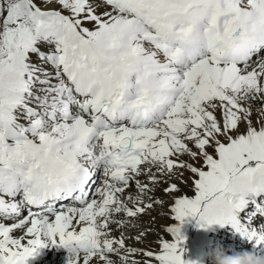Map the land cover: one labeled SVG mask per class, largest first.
Returning a JSON list of instances; mask_svg holds the SVG:
<instances>
[{"label":"snow or ice","instance_id":"1","mask_svg":"<svg viewBox=\"0 0 264 264\" xmlns=\"http://www.w3.org/2000/svg\"><path fill=\"white\" fill-rule=\"evenodd\" d=\"M188 219L264 243V0H0V264H185Z\"/></svg>","mask_w":264,"mask_h":264},{"label":"rangeland","instance_id":"2","mask_svg":"<svg viewBox=\"0 0 264 264\" xmlns=\"http://www.w3.org/2000/svg\"><path fill=\"white\" fill-rule=\"evenodd\" d=\"M141 178L143 180V177H141ZM185 179L189 180V183L185 184L183 182H179L180 187H181V192L176 193L178 196L181 194L191 195L190 179H189L187 173H185ZM164 187H165V184L161 183L160 187H157L154 194H153L156 199L163 201V204H154V206L151 209L147 210L142 216L139 217V219L135 220L134 223H135L136 227L133 228V227L129 226V227L125 228L126 229V231H124L125 236L126 237H128V236L133 237V239H127L126 240V243L128 245L134 246V247L139 248V249L158 251V248H159L158 241L160 239H170L169 234H167L164 231V229L167 226H170L171 224L174 223V221H172V219H171V213L169 211L170 206L172 204V197L167 195L163 191ZM259 224H260V222H259ZM226 226L227 225L221 227L218 224H214V225H212V227L210 228V231H209L207 228H202V227L198 226L195 219H188L183 224V226L181 227L182 236L184 237V235H185V236L190 238L188 241H185L180 245V247L183 249L182 257L184 255H186V257H187L184 260V262H186V264H197V263L198 264H212L211 253L219 247V240H218L217 236L219 237V234L224 232V228ZM141 231H143V233H144V235L142 237V242L136 243L134 240V237L136 236L137 233H139ZM207 231H208V233H207ZM202 233H205L207 236H204V238H201L200 235ZM112 234H113V236L114 235L118 236L120 234V232H119V230H116ZM193 237H197V242H195V243H196V245L199 244L198 246L205 244V243H203L204 239H209L210 240L208 242L209 245L207 244L206 246L207 247L210 246L211 250H209L207 248L202 249L199 247V251L201 250L203 252L197 253L196 252V245H195V243H192V241H191V240H193ZM215 241H218V243H215ZM212 243H215V244H212ZM246 248H247V245L244 247L245 250H242L241 253L244 251H248ZM238 252H240V250L238 249V247H236L235 248V255L241 254ZM201 253H203V255ZM50 254L51 253H49L47 256H49ZM206 254H209L207 260L204 257H202V256H205ZM201 257H202L203 261H201L202 260ZM139 259L141 261H143L144 258L139 257ZM196 261H197V263H196Z\"/></svg>","mask_w":264,"mask_h":264},{"label":"bare ground","instance_id":"3","mask_svg":"<svg viewBox=\"0 0 264 264\" xmlns=\"http://www.w3.org/2000/svg\"><path fill=\"white\" fill-rule=\"evenodd\" d=\"M158 187H160V185ZM175 195H177V194H175ZM259 222H261V220L257 219V222H256L257 225H259ZM115 227L116 226L113 225L114 229H115ZM211 227H212V225L207 227V229L210 231ZM123 231H126V229H123ZM113 233H114V231H113ZM207 233H208V231H207ZM17 234H19V233H17ZM204 236H207V235L205 233H202L200 235L201 238H204ZM217 238L219 240V248L223 249L222 255L226 252V254L229 256H236L235 255V248L236 247H238V249L240 250V252H238V253H241V251L244 250V246L246 245V243L249 242L248 239L240 236L238 233L233 231L229 225H227L224 228V232L219 234V237L217 236ZM189 239H190L189 237L184 235V242L188 241ZM191 241H192V243L197 242V237H193V240H191ZM209 241H210L209 239H204L203 243H205V244L201 245L202 244L201 243L200 244L201 246H198L199 244L196 245V243H195L196 252L197 253L203 252L201 250L199 251V247L202 249L207 248V249L211 250L210 246L209 247L206 246L207 244L209 245V243H208ZM215 243H218V241H215ZM215 243H212V244H215ZM253 246H255V249L253 251L254 254H256L258 256H264V243L256 244V242H254ZM49 253H51V254L49 256H47ZM201 254L203 255V253H201ZM208 255L209 254H206L205 256H202V257H204L207 260ZM68 257H69V253L67 252L66 249H64V248L57 249L55 247H52V248H44V249L39 250L38 255H36L33 258H30L27 262H28V264L29 263H32V264H68ZM202 257H201V259H202ZM186 258H187L186 255H184L182 257L183 261ZM201 261H203V259ZM196 263H197V261H196ZM185 264H186V262H185Z\"/></svg>","mask_w":264,"mask_h":264},{"label":"clouds","instance_id":"4","mask_svg":"<svg viewBox=\"0 0 264 264\" xmlns=\"http://www.w3.org/2000/svg\"><path fill=\"white\" fill-rule=\"evenodd\" d=\"M219 249V250H218ZM223 249L217 248L211 253L212 264H264V256H258L252 252H242L236 256H229Z\"/></svg>","mask_w":264,"mask_h":264}]
</instances>
